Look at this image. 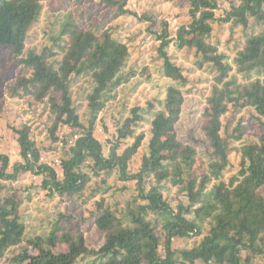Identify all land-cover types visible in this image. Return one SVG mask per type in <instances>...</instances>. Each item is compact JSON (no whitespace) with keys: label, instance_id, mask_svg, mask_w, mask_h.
Instances as JSON below:
<instances>
[{"label":"trees","instance_id":"obj_1","mask_svg":"<svg viewBox=\"0 0 264 264\" xmlns=\"http://www.w3.org/2000/svg\"><path fill=\"white\" fill-rule=\"evenodd\" d=\"M48 1L0 0V47L11 49L18 64L30 71L29 78L19 80V87H33L40 99L50 101L55 119L51 140L58 141L61 126L79 131V138L75 146L64 150L62 175L58 176L54 167L41 161L42 150L31 127L13 128L23 163L9 171V157L0 154V180L15 182L32 172L43 176L41 188L50 198L57 194L82 197L93 176L108 178L115 173L119 181H136L139 193L122 211L118 210L120 204L113 206L105 197L95 202L94 225L105 240L94 248L87 244L82 230L63 229L62 214L49 222L46 231L28 232L18 208L3 197L0 183V264H255L258 258L264 259V29L246 35L232 64L212 40L219 0H186L191 20L179 28L176 38L170 37L167 22H162V33L155 34L161 41L158 51L164 59L163 75L171 82L150 123L148 153L138 172L131 173L129 164L146 140V133L140 131L142 108H131L118 121L107 151L96 136L99 114L107 106L98 95L109 86L124 83L129 49L109 31L98 35L82 30L69 10L57 38L58 48L66 53L64 60L50 63L51 50L44 54L29 51L24 56L29 31ZM100 1L117 7L121 14H130L124 10L126 0ZM142 20L156 26L151 15L144 14ZM250 20L264 26V0L232 1L231 9L219 18L246 31ZM175 40L179 49L195 50V64L200 69L210 65L215 72L200 126L205 135L202 141L211 150L209 163H198L196 151L177 135L186 102L180 86L186 85L187 78L167 51ZM235 67L248 82H239ZM254 74L258 77L252 80ZM80 76L93 85L85 98L89 108L85 121L72 86ZM247 109L255 112L256 131H250L254 138L244 142L248 124L239 122L231 129L229 116L234 119ZM128 140L133 143L120 152ZM235 142H241L240 146H234ZM233 153L238 156L239 170L225 180L224 171L234 165ZM169 183L184 185L187 203L171 205L164 196ZM139 200L144 204H137ZM195 237L192 247H176L177 242ZM15 248L19 251L9 257Z\"/></svg>","mask_w":264,"mask_h":264},{"label":"rangeland","instance_id":"obj_2","mask_svg":"<svg viewBox=\"0 0 264 264\" xmlns=\"http://www.w3.org/2000/svg\"><path fill=\"white\" fill-rule=\"evenodd\" d=\"M232 1L235 0H219L216 20L212 23V40L219 45L220 51L233 64L234 58L245 43L246 35L253 31L256 34L260 33L264 26L259 27L254 20H250V29L246 31L241 25L219 21V18H224L225 11L231 9ZM126 3L124 10L130 14H121L117 7H108L100 0L45 2L38 22L29 31L24 56L29 51L44 54L47 50H51L54 55L48 59L50 63L64 60L66 53L58 48L57 38L61 25L65 21V14L69 10L73 13V19L80 23L82 30L95 32L98 35H101L103 31H109L113 38L127 45L129 58L125 67V73L128 72L126 80H123L124 83L120 86H109L98 95L100 99L106 101L107 106L99 114L96 136L104 143L105 151H107L110 146L109 141L116 134L117 123L130 114L131 108L141 107L144 120L140 131L146 133V140L129 164L130 172L136 173L141 167L143 156L148 153L150 123L165 97L166 87L171 82L163 75L164 59L158 51L161 41L157 39L155 32H158V35L161 34L162 22L166 21L170 37L176 38L179 28L187 25L191 19L189 4L186 0H126ZM144 14L154 17L155 27H151L150 21L142 20ZM167 51L172 61L182 68L183 75L187 78L186 85L180 86L185 92L186 102L181 120L177 125V135L189 148L196 151L198 163L199 161L209 163L211 150L202 141L205 135L200 126L204 121L206 98L212 91L215 72L210 65L200 69L195 64L197 60L195 50L193 48L179 49L176 40L171 43ZM132 71L137 73L131 75ZM234 72L240 83L248 82L246 76L238 73L236 67ZM30 76L29 69L18 64L11 49L0 47V154L9 157V171L15 164L23 163L13 128L27 124L31 127L33 139L42 150L41 161L50 164L57 170L58 176H61L60 164L65 156L64 150L70 148L71 139L77 140L74 136H79V131L61 126L58 141L51 140V128L55 119L51 112L50 101L48 98L40 99L33 87L28 89L19 87V80ZM257 77L256 74L252 75V80ZM72 86L75 102L80 107L81 117L85 121L89 112L88 101H85V98L91 92L93 85L88 79L80 76L76 78ZM253 115L255 112L247 109L238 113L234 119L231 115L229 116L231 129H234L239 122L248 124L244 142L254 138V135L250 133V131H256ZM193 137L196 141L192 140ZM62 140L66 141L64 146H61ZM132 143L133 140L126 141L120 152ZM240 144L241 142H235L234 146H240ZM231 162L234 165L228 166L224 171L223 179L225 180H229L239 170L236 153L231 155ZM43 180V176L32 172L23 174L15 182L0 180L3 186L2 195L12 200L14 206L18 208L28 232L38 234L46 231L45 229L49 228V222L62 214L64 215L61 222L63 229L82 230L87 238V244L94 248L100 247L105 240V236L94 225L92 213L96 209L95 202L105 197L113 206L120 204L118 210L122 211L139 193L136 181H119L118 175L113 173L108 178L93 176L92 182L82 197H61L57 194L50 198L47 191L41 188ZM214 184L215 182L211 185ZM109 187L111 189L105 193V189ZM168 187L169 191L165 190L164 196L168 198L172 206L176 207L180 201L187 203L184 185L169 183ZM137 204H144V202L139 200ZM195 239L197 237L177 242L176 247L190 248ZM17 251L19 249H12L8 256L11 257L12 253ZM195 264L204 263L199 261ZM255 264H264V259L258 258Z\"/></svg>","mask_w":264,"mask_h":264},{"label":"built area","instance_id":"obj_3","mask_svg":"<svg viewBox=\"0 0 264 264\" xmlns=\"http://www.w3.org/2000/svg\"><path fill=\"white\" fill-rule=\"evenodd\" d=\"M77 140H78V138H79V136L78 135H75L74 136ZM77 140H74V138L73 139H71V146L70 147H73V146H75L76 145V142H77ZM65 143H66V141H64V140H62L61 141V146H64L65 145ZM49 166H51L50 164H48Z\"/></svg>","mask_w":264,"mask_h":264}]
</instances>
